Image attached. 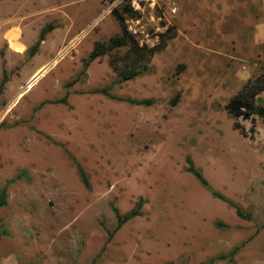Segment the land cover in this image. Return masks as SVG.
<instances>
[{
    "label": "rangeland",
    "instance_id": "obj_1",
    "mask_svg": "<svg viewBox=\"0 0 264 264\" xmlns=\"http://www.w3.org/2000/svg\"><path fill=\"white\" fill-rule=\"evenodd\" d=\"M152 1L0 0V264H264V121L226 110L263 72L264 0ZM114 10L154 53L86 66L121 37Z\"/></svg>",
    "mask_w": 264,
    "mask_h": 264
},
{
    "label": "trees",
    "instance_id": "obj_2",
    "mask_svg": "<svg viewBox=\"0 0 264 264\" xmlns=\"http://www.w3.org/2000/svg\"><path fill=\"white\" fill-rule=\"evenodd\" d=\"M120 11L114 10L113 15L115 17V20L117 21L120 30H121V37H115L112 38L108 41L107 44L105 43H96L94 48L92 49L91 53L89 54L88 61L85 63L87 64L89 62H92L93 60L99 58L100 56L110 52L113 49H117L121 46L126 45V41L129 40L131 42L130 49L127 53V56L131 59H133L132 63H142L146 62L154 53V48H148L145 45L139 46L138 43H136L129 35V33L126 30L125 26V20L124 17ZM123 13H131V15H135V12H131V9L129 8L128 5H124L122 9ZM52 29L51 25L46 26L43 28L38 36L36 44L30 49V55H34L37 47L41 42L44 40L45 35L50 32ZM110 66L112 67L113 70H116L115 67H113L112 63L110 62ZM137 67H130L129 70L127 71H116L118 76H121L122 80H130L133 79L134 77L142 74L141 71H138L136 69ZM5 83V80H2L0 83V91L3 87V84ZM264 91V69L263 72L256 78L252 80H248L242 87L241 89L229 100V102L226 105V110L227 112L234 118H240L244 117L247 115H253L256 114L258 115L263 121H264V108L263 107H256L255 106V98L256 96ZM103 93H106L105 90L102 91ZM152 101L149 100H143L139 102H132V104H137V105H150ZM234 129H238L237 125H233ZM188 167H187V172H189L202 186H204L207 190L210 191V189L207 186L206 181L203 179L201 173L197 171L193 165L191 164L190 161H187ZM78 172L80 176L82 177V182L86 183V180L83 176L82 170L78 167ZM212 192V191H211ZM4 191L1 192V198H0V206H3L5 204V199H4ZM212 195L223 201L227 202L226 199L217 194L212 192ZM141 206V203L138 204V207L136 210H134L132 213L127 214L125 216H117V224H116V230L119 229L123 224H125L128 220L136 217L138 215V209ZM236 215L239 218H248V215L243 214L240 210L236 209L235 210ZM113 234H108L107 239L111 240ZM233 254L234 250L230 253L228 259L229 262L233 264ZM225 258L224 256L221 257V259Z\"/></svg>",
    "mask_w": 264,
    "mask_h": 264
},
{
    "label": "bare ground",
    "instance_id": "obj_3",
    "mask_svg": "<svg viewBox=\"0 0 264 264\" xmlns=\"http://www.w3.org/2000/svg\"><path fill=\"white\" fill-rule=\"evenodd\" d=\"M17 33L16 32H9L6 36L7 42L9 44V49H11L15 53H21L23 51V46L17 41ZM52 64L55 63V60L51 62ZM45 68L38 70L31 79L26 83L25 90L29 89L32 84L35 82L36 78L43 72ZM18 96V95H17ZM15 104V103H14Z\"/></svg>",
    "mask_w": 264,
    "mask_h": 264
},
{
    "label": "built area",
    "instance_id": "obj_4",
    "mask_svg": "<svg viewBox=\"0 0 264 264\" xmlns=\"http://www.w3.org/2000/svg\"><path fill=\"white\" fill-rule=\"evenodd\" d=\"M122 0H113V2H121ZM141 2L148 4V6H155V3L152 0H131V8L134 11H139L143 6L141 5ZM142 6V7H141ZM170 12L172 10H169Z\"/></svg>",
    "mask_w": 264,
    "mask_h": 264
},
{
    "label": "water",
    "instance_id": "obj_5",
    "mask_svg": "<svg viewBox=\"0 0 264 264\" xmlns=\"http://www.w3.org/2000/svg\"><path fill=\"white\" fill-rule=\"evenodd\" d=\"M248 118V116H245L243 119L246 120Z\"/></svg>",
    "mask_w": 264,
    "mask_h": 264
},
{
    "label": "crops",
    "instance_id": "obj_6",
    "mask_svg": "<svg viewBox=\"0 0 264 264\" xmlns=\"http://www.w3.org/2000/svg\"><path fill=\"white\" fill-rule=\"evenodd\" d=\"M45 42V40H43L41 43L43 44Z\"/></svg>",
    "mask_w": 264,
    "mask_h": 264
}]
</instances>
